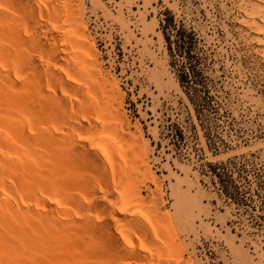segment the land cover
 I'll list each match as a JSON object with an SVG mask.
<instances>
[{"label":"bare ground","instance_id":"6f19581e","mask_svg":"<svg viewBox=\"0 0 264 264\" xmlns=\"http://www.w3.org/2000/svg\"><path fill=\"white\" fill-rule=\"evenodd\" d=\"M250 2L258 32L264 0ZM86 15L84 0H0V130L28 128L55 149L44 176L26 161L18 169L35 178L11 177L0 163V264H192L180 215L151 186L142 147L116 114V79Z\"/></svg>","mask_w":264,"mask_h":264},{"label":"rangeland","instance_id":"374dc122","mask_svg":"<svg viewBox=\"0 0 264 264\" xmlns=\"http://www.w3.org/2000/svg\"><path fill=\"white\" fill-rule=\"evenodd\" d=\"M84 1L96 50L116 79V114L129 122L133 142L136 138L142 147L140 162L150 169L151 186L163 187L166 209L181 217L186 256L192 264H264V29L258 33L248 26L263 19L258 6L251 0ZM166 8L202 40L196 54L216 112L201 124L188 108L158 30V13ZM5 131L0 130V163L10 162L7 174H21L25 168L16 163L27 161L44 176L54 163V147L28 128L25 137ZM215 163H232L233 178L249 205L237 206L213 183L210 164Z\"/></svg>","mask_w":264,"mask_h":264},{"label":"trees","instance_id":"16d2710c","mask_svg":"<svg viewBox=\"0 0 264 264\" xmlns=\"http://www.w3.org/2000/svg\"><path fill=\"white\" fill-rule=\"evenodd\" d=\"M158 19V30L165 41L169 65L188 101V108H192L201 124L204 117L216 112L213 105L214 95L211 94L208 78L201 68V58L196 54L197 46L202 40L193 27L187 28L183 20L169 8L159 11ZM230 165L232 163L210 164L213 183L237 206H247L249 204L233 178Z\"/></svg>","mask_w":264,"mask_h":264}]
</instances>
